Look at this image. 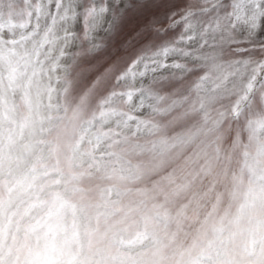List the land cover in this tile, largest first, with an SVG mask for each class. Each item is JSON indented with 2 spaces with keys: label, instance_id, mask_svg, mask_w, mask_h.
Segmentation results:
<instances>
[{
  "label": "rangeland",
  "instance_id": "rangeland-1",
  "mask_svg": "<svg viewBox=\"0 0 264 264\" xmlns=\"http://www.w3.org/2000/svg\"><path fill=\"white\" fill-rule=\"evenodd\" d=\"M0 262L264 264V0H0Z\"/></svg>",
  "mask_w": 264,
  "mask_h": 264
},
{
  "label": "clouds",
  "instance_id": "clouds-1",
  "mask_svg": "<svg viewBox=\"0 0 264 264\" xmlns=\"http://www.w3.org/2000/svg\"><path fill=\"white\" fill-rule=\"evenodd\" d=\"M47 160V154L43 151L40 152V161L44 162ZM38 175L43 176L44 173H39ZM61 194L65 200H70L76 205V217L80 225L81 239L86 240L84 236V226L86 223H91L89 216L86 214V205H84L80 200H77L74 194L69 190V188L63 183H56L53 186V182L48 181L44 183L43 190L40 192L36 200H29L28 203V215L31 218V222L38 223L41 227L35 231L28 234L27 240L25 239L24 232L21 231L17 234V239L9 241V243H14L16 246L23 244H29L36 246L37 244H42L43 234L46 230V225L51 223L53 218L56 216L58 211L59 200L56 199L55 194ZM72 218L71 212L66 216V223ZM72 229L69 228L67 235L70 236ZM39 238V239H38ZM64 237H58V240ZM73 249H75V244H73Z\"/></svg>",
  "mask_w": 264,
  "mask_h": 264
},
{
  "label": "bare ground",
  "instance_id": "bare-ground-1",
  "mask_svg": "<svg viewBox=\"0 0 264 264\" xmlns=\"http://www.w3.org/2000/svg\"><path fill=\"white\" fill-rule=\"evenodd\" d=\"M17 145H15L13 148L15 149Z\"/></svg>",
  "mask_w": 264,
  "mask_h": 264
},
{
  "label": "snow or ice",
  "instance_id": "snow-or-ice-1",
  "mask_svg": "<svg viewBox=\"0 0 264 264\" xmlns=\"http://www.w3.org/2000/svg\"><path fill=\"white\" fill-rule=\"evenodd\" d=\"M0 264H2V262H0Z\"/></svg>",
  "mask_w": 264,
  "mask_h": 264
}]
</instances>
